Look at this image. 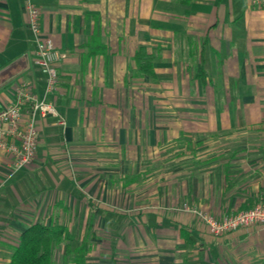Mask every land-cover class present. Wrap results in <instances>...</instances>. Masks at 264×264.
I'll return each mask as SVG.
<instances>
[{
  "label": "crops",
  "instance_id": "0c3cea01",
  "mask_svg": "<svg viewBox=\"0 0 264 264\" xmlns=\"http://www.w3.org/2000/svg\"><path fill=\"white\" fill-rule=\"evenodd\" d=\"M29 5L64 124L36 114L25 167L0 149V264L36 223L65 228L52 264H264L261 226L215 236L183 209L264 197V0H0V107L44 97Z\"/></svg>",
  "mask_w": 264,
  "mask_h": 264
},
{
  "label": "built area",
  "instance_id": "2783aa9c",
  "mask_svg": "<svg viewBox=\"0 0 264 264\" xmlns=\"http://www.w3.org/2000/svg\"><path fill=\"white\" fill-rule=\"evenodd\" d=\"M29 26L36 37L37 64L45 77L43 99L31 95L26 84L16 88L13 103L0 107V149L12 154L13 166L19 169L29 165L35 157L37 144L36 114L41 117L51 115L64 124V118L55 106L45 97L52 92L58 82L56 63L64 56L57 50L51 40L40 36L37 10L29 5ZM18 142V143H16ZM184 210L195 213L215 236L240 228L259 225L264 229V198H260L252 207L234 213L215 217L203 210L183 205Z\"/></svg>",
  "mask_w": 264,
  "mask_h": 264
},
{
  "label": "trees",
  "instance_id": "16d2710c",
  "mask_svg": "<svg viewBox=\"0 0 264 264\" xmlns=\"http://www.w3.org/2000/svg\"><path fill=\"white\" fill-rule=\"evenodd\" d=\"M136 60L141 71H151V60L142 47L136 53ZM65 238L63 226L33 224L22 233L9 264H52L53 247Z\"/></svg>",
  "mask_w": 264,
  "mask_h": 264
},
{
  "label": "rangeland",
  "instance_id": "374dc122",
  "mask_svg": "<svg viewBox=\"0 0 264 264\" xmlns=\"http://www.w3.org/2000/svg\"><path fill=\"white\" fill-rule=\"evenodd\" d=\"M254 133H256V132H254ZM257 133H259V132H257ZM257 133H256V134H257ZM260 143H263V144H264V142H263V141H262V142H260ZM253 144H255V145H256V144H257V142H256V141H254V142H253Z\"/></svg>",
  "mask_w": 264,
  "mask_h": 264
}]
</instances>
